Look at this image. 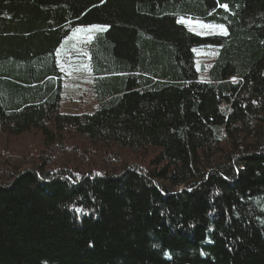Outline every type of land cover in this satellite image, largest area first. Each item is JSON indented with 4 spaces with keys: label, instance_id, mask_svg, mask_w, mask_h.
Instances as JSON below:
<instances>
[{
    "label": "trees",
    "instance_id": "16d2710c",
    "mask_svg": "<svg viewBox=\"0 0 264 264\" xmlns=\"http://www.w3.org/2000/svg\"><path fill=\"white\" fill-rule=\"evenodd\" d=\"M94 26V109L61 114V51ZM30 133L37 160L1 174L0 264H264V0H0V136Z\"/></svg>",
    "mask_w": 264,
    "mask_h": 264
},
{
    "label": "rangeland",
    "instance_id": "374dc122",
    "mask_svg": "<svg viewBox=\"0 0 264 264\" xmlns=\"http://www.w3.org/2000/svg\"><path fill=\"white\" fill-rule=\"evenodd\" d=\"M185 23V26L191 32L201 36L225 34L224 29L215 25L192 21ZM79 29L80 30L74 33L70 40L67 41L68 44H72V46L75 45V47L71 48V51L68 52H65L63 48L61 57H59L60 69L65 74L59 111L61 114L90 113L95 106L92 97L87 91L92 82L89 74L86 73L85 70L84 52L89 42L90 35L92 36L96 32H100L103 28L84 27ZM214 56V48H199L195 50V68L200 80L206 78ZM37 150H44L42 147V139L39 134L30 133L20 137H10L7 134L0 136V179L2 178L1 174L7 169L6 165H8L9 168H11L12 165L17 166L20 171L28 169L31 162L34 163L37 160ZM47 152H45L46 157L50 155V166L48 165L50 169H55L58 166V159L64 158L63 155L66 153V151L60 150H48ZM115 152L122 154L121 151ZM74 155L77 157V154ZM72 156H65L64 158L69 165H79L80 168L82 166H87L86 162H82L78 160V158L74 159ZM121 157L123 158L121 161L128 165L140 166L148 160L146 156L141 158L140 155H134L130 152L123 153ZM115 163H113L114 166Z\"/></svg>",
    "mask_w": 264,
    "mask_h": 264
},
{
    "label": "snow or ice",
    "instance_id": "6c2138e0",
    "mask_svg": "<svg viewBox=\"0 0 264 264\" xmlns=\"http://www.w3.org/2000/svg\"><path fill=\"white\" fill-rule=\"evenodd\" d=\"M222 7H224L225 8V10H227V5L225 4V5H221ZM178 22H184V21H178ZM94 27H99V26H94ZM205 27H208V26H205ZM221 29H223V26H219Z\"/></svg>",
    "mask_w": 264,
    "mask_h": 264
},
{
    "label": "crops",
    "instance_id": "0c3cea01",
    "mask_svg": "<svg viewBox=\"0 0 264 264\" xmlns=\"http://www.w3.org/2000/svg\"><path fill=\"white\" fill-rule=\"evenodd\" d=\"M69 68V67H68ZM62 72V71H61ZM62 74H63V81H62V86H64V79H65V74L62 72ZM62 91H63V87H62ZM62 91H61V98H62Z\"/></svg>",
    "mask_w": 264,
    "mask_h": 264
}]
</instances>
